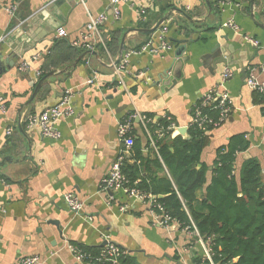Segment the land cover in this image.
I'll use <instances>...</instances> for the list:
<instances>
[{
  "label": "crops",
  "instance_id": "crops-1",
  "mask_svg": "<svg viewBox=\"0 0 264 264\" xmlns=\"http://www.w3.org/2000/svg\"><path fill=\"white\" fill-rule=\"evenodd\" d=\"M54 1L0 0V93L5 103L0 109V264H14L25 255H38L40 264H85L69 245L100 247L106 236L138 264H203L195 259L204 258L207 240L191 238L175 224L158 225L146 201H134L120 191L110 194L100 183L123 146L117 129L129 115L137 117L131 124L127 162L134 163L135 148L152 160L155 148L139 117L189 127L194 105L218 86L227 68L230 76L223 85L231 108L219 126L205 132L200 158L208 166L206 182L217 149L242 135L248 147L235 154L234 174L238 178L243 161L254 157L264 186V99L245 82L249 67L264 80V0H208L210 8L205 0H128L116 5V18L109 0H62L46 10ZM11 6L12 15L7 11ZM100 13L106 15L100 27L104 45L96 44L74 66L73 61L56 63L53 69L59 72L47 78L29 102L40 78L36 72L41 74L44 56L57 39L56 29L63 27L64 39L73 45L88 15ZM163 17L152 33L145 32ZM228 21L233 25H224ZM161 31L171 49L142 50L147 43L157 47ZM244 36L259 45L254 47ZM105 37L115 38L112 50ZM179 41L185 42V49L175 59ZM216 44L220 49L213 51ZM128 53L123 89L113 70ZM219 54L227 63L215 60ZM24 62L26 69L20 66ZM170 66L174 83H167L170 78L157 82ZM93 74L96 81L87 83ZM65 91L71 93L74 113L56 121L59 138L28 126V114L55 104ZM156 130L149 131L154 136ZM147 169L157 178L169 177L163 164L156 168L149 163ZM67 192L82 202L77 213L65 203ZM204 192V187L195 192L198 200Z\"/></svg>",
  "mask_w": 264,
  "mask_h": 264
},
{
  "label": "trees",
  "instance_id": "trees-1",
  "mask_svg": "<svg viewBox=\"0 0 264 264\" xmlns=\"http://www.w3.org/2000/svg\"><path fill=\"white\" fill-rule=\"evenodd\" d=\"M210 3L213 5L212 1ZM113 39L105 37L110 50ZM83 50L81 46L70 45L64 38H57L44 56L40 77L56 68V63L74 61ZM43 85L44 82L39 90ZM204 111L216 117V111H208L207 108ZM169 124L164 118L160 124L150 121L148 128L154 131ZM188 129L189 138L171 137L170 130L162 138L154 134L155 158L150 160L143 157L135 148L134 163H128L125 159L122 173L136 188L155 196L156 212L159 206L180 224V228L189 226L192 230L193 224L198 235L208 240L213 264H264V186L260 181L258 160L254 157L245 159L238 178L235 176V154L248 147L242 135L235 136L227 145L217 149L211 179L207 183L208 166L201 162L200 155L208 135L194 125ZM149 163L156 168H161L163 164L169 177L157 178L150 174L147 169ZM203 187L204 198L198 200L195 192ZM73 245L86 253L85 260L91 263L96 262L103 248ZM195 261L210 264L203 258H196ZM100 264L138 263L133 255L124 253L115 263L102 261Z\"/></svg>",
  "mask_w": 264,
  "mask_h": 264
},
{
  "label": "built area",
  "instance_id": "built-area-1",
  "mask_svg": "<svg viewBox=\"0 0 264 264\" xmlns=\"http://www.w3.org/2000/svg\"><path fill=\"white\" fill-rule=\"evenodd\" d=\"M121 1H128V0H109L111 4V10L113 16L116 18L119 15V11L117 8V4ZM15 10V6H11L7 8V11L12 15ZM141 15L144 14V10L140 11ZM106 15L104 13H100L97 15H88L87 21L84 25V30L80 34L79 41H73L72 44L75 46H81L85 50H92L96 46V44L103 43V39L100 33V27L105 22ZM224 25H233L230 21L226 22ZM67 35L66 30L63 27H59L56 29L55 36L56 38H65ZM244 40L251 43L254 47L259 45L258 41L254 38L249 36H244ZM159 45L156 47L150 46V43H147L142 50L148 49V51L156 53L160 51H167L171 49L170 42L166 39L164 31L160 32L159 36ZM128 54H125L123 58L114 65L113 75L118 82V84L123 88L126 89L125 80L123 77V72L126 70V62ZM35 58V57H34ZM22 69L28 68V63H22ZM36 75H40V72L37 71ZM230 76V72L227 68H224L221 74V82L218 84L217 87L210 89L203 93L199 100L193 107L192 118L189 122L190 125L196 126L198 129L203 131L204 133L207 132L209 129L219 126L228 116L231 108V100L228 96V93L224 89L223 82ZM96 81V75L93 74L87 79V83L91 84ZM246 85L257 91L263 96L264 99V80L258 78L256 74V69L249 67L248 74L245 79ZM4 97L0 93V109L4 110ZM207 108L208 111L214 110L216 111V117L211 116L209 113H206L204 109ZM74 113V107L71 101V93L69 91H65L59 100L48 107H45L37 114H28L26 117V121L28 126H38L40 128L41 133L49 138L57 139L60 136L59 131L55 127V123L57 120L62 118H67L72 116ZM134 117L137 115L131 114L127 119H125L117 129V134L123 146L121 150L116 154L111 166L100 183V189L104 191L111 190L113 192L120 191L123 195L128 198L133 199L134 201H146L151 209L153 221L160 226H168L170 224H175L180 228V224L174 219L171 218L166 212L162 210L159 206V209L156 212L154 210V200L155 196L151 194H147L138 188L135 187L134 184H131L130 181L126 178V176L122 173L121 167L123 162L126 159V155L128 150L131 148L133 144V136L131 133V124ZM139 117V116H138ZM140 122L142 124V128L150 142V145L155 148L153 134L149 131L147 124L148 119L144 117H139ZM175 126L169 124L165 128H159L155 132L157 138H162L166 131H171ZM9 133V131H7ZM64 200L69 209L75 213L81 210L82 202L72 193L67 192L64 194ZM126 205H123L120 210H125ZM182 229L185 233H187L191 238H196L198 241H203V238L200 237L192 224V230L189 226H185ZM208 241V240H207ZM204 243V242H203ZM102 250L100 251L96 262L91 263L87 258L86 253L81 252L78 250L74 245H69V249L72 251L73 256L81 262L85 264H100V262H110L115 263L117 258L126 253L125 249L120 247L119 245L110 242L109 238L105 237V244L102 246ZM211 262V250L209 242L205 244L204 247V258ZM14 264H40V258L38 255H25L21 256L16 260Z\"/></svg>",
  "mask_w": 264,
  "mask_h": 264
},
{
  "label": "water",
  "instance_id": "water-1",
  "mask_svg": "<svg viewBox=\"0 0 264 264\" xmlns=\"http://www.w3.org/2000/svg\"><path fill=\"white\" fill-rule=\"evenodd\" d=\"M60 1H62V0H56V1H54L53 2V4H49V5H47L46 6V10H49V6H56ZM205 2H206V4L208 5V7L210 8V5H209V1L208 0H205ZM164 20V17L162 18V19H160L159 21H158V23L153 27V28H151V29H148V30H146L145 32H147V33H152L160 24H161V22ZM25 24V23H24ZM179 43H180V45L176 48V51H175V53H174V58L176 59V58H179L180 56H181V54H180V52L182 51V50H184L185 49V42L184 41H179ZM215 49H220V46L218 45V44H216V46H215V48H214V50L213 51H215ZM89 51L88 50H86V51H84L83 53H81L74 61H73V63H72V66H74L86 53H88ZM218 52V51H217ZM18 55H19V53H17ZM221 55L219 54L218 55V58L217 59H215L216 61H219V62H222V63H227V59L224 57V55H222L221 57H220ZM226 56V55H225ZM16 58L17 57H15L14 58V60L12 61V62H10L9 64L10 65H13V63L16 61ZM181 62V58L177 61V63H180ZM175 63H176V61H175ZM170 71H171V66L170 67H167L162 73H161V75L158 77V79H157V82H161L162 80H167V79H169L170 77V75H169V73H170ZM59 71L58 70H56V69H53V70H50L49 72H47L46 74H44L43 76H41L39 79H38V81L36 82V84H35V86H34V89H33V92H32V94H31V96H30V99H29V102L30 101H32L33 100V98L35 97V95L37 94V92H38V90H39V88H40V86H41V84L47 79V78H49V77H51V76H53L54 74H56V73H58ZM174 81H175V79H172V78H170V80H167V83H169V82H172V83H174ZM188 127L187 126H176V127H174L172 130H171V132H170V136L171 137H175V136H181L182 138H189V135H188ZM108 192L110 193V194H112L113 193V191H111V190H108ZM162 195H159V197H161ZM105 244V242L104 243H102V246Z\"/></svg>",
  "mask_w": 264,
  "mask_h": 264
}]
</instances>
